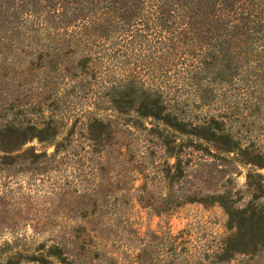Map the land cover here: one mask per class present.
I'll list each match as a JSON object with an SVG mask.
<instances>
[{"label": "rangeland", "instance_id": "1", "mask_svg": "<svg viewBox=\"0 0 264 264\" xmlns=\"http://www.w3.org/2000/svg\"><path fill=\"white\" fill-rule=\"evenodd\" d=\"M26 28L18 22L0 27V128L49 124L58 137L53 144L35 139L8 154L0 151V264H219V247L230 238L254 246L227 264H264L263 231L246 223L239 237L218 204H187L167 213L171 189L158 168L175 160L156 136L123 127L140 122L150 129L154 120L116 111L110 102L115 74L103 71L92 84L91 77L75 78L77 56L61 60L69 67L64 72L42 68L58 60L43 57V45ZM95 119L112 124L111 138L98 152L87 140V124ZM217 120L264 152V119ZM212 155H192L189 177L173 185L174 195L227 192L240 209L264 204L257 191L264 189V168ZM171 238H177L173 248ZM58 244L69 262L57 258Z\"/></svg>", "mask_w": 264, "mask_h": 264}, {"label": "trees", "instance_id": "2", "mask_svg": "<svg viewBox=\"0 0 264 264\" xmlns=\"http://www.w3.org/2000/svg\"><path fill=\"white\" fill-rule=\"evenodd\" d=\"M12 22L37 35L43 57L58 60L42 68L64 72L69 67L61 60L77 56L75 78L91 77L92 84L103 71L115 74L110 102L116 111L154 120L150 129L140 122L123 127L156 136L168 158L175 160L158 168L171 189L167 213L187 204H218L239 237L246 223L264 235V204L240 209L227 192L176 196L173 191V185L189 177L191 157L197 152L213 156L214 151L228 163L264 168V152L255 142L243 143L225 121L217 120L264 119V0H0V27L16 24ZM182 119L210 120L194 124ZM111 129V123L98 119L87 124L94 152L107 146ZM57 137L49 124L6 125L0 128V151L8 154L35 139L53 144ZM257 191L264 194L262 187ZM176 239L171 238L172 248ZM245 246L254 244L227 239L217 252L218 263L246 254ZM64 249L58 244L56 256L69 262ZM170 252L173 258L175 250Z\"/></svg>", "mask_w": 264, "mask_h": 264}]
</instances>
